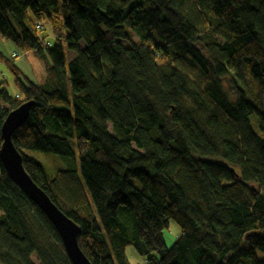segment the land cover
<instances>
[{
	"label": "trees",
	"instance_id": "1",
	"mask_svg": "<svg viewBox=\"0 0 264 264\" xmlns=\"http://www.w3.org/2000/svg\"><path fill=\"white\" fill-rule=\"evenodd\" d=\"M0 37L48 59L35 84L0 51V124L33 101L12 143L91 264H264V0H0ZM34 263L71 264L0 162V264Z\"/></svg>",
	"mask_w": 264,
	"mask_h": 264
},
{
	"label": "water",
	"instance_id": "2",
	"mask_svg": "<svg viewBox=\"0 0 264 264\" xmlns=\"http://www.w3.org/2000/svg\"><path fill=\"white\" fill-rule=\"evenodd\" d=\"M33 104L32 100L23 101L5 114V118L0 124V162L5 168L7 176L24 191L39 210L43 211L57 230L64 252L66 251L71 264H91L78 245L77 234L80 229L77 223L62 213L48 198L45 191L28 176L22 167V157L12 143L13 131L27 120L29 109Z\"/></svg>",
	"mask_w": 264,
	"mask_h": 264
},
{
	"label": "rangeland",
	"instance_id": "3",
	"mask_svg": "<svg viewBox=\"0 0 264 264\" xmlns=\"http://www.w3.org/2000/svg\"><path fill=\"white\" fill-rule=\"evenodd\" d=\"M61 1V0H59ZM41 26L43 27V29L41 31L42 34L46 36V38L52 42L53 38L51 36V31H50V27L48 26L46 20H44L41 24ZM4 42H11L9 40L4 39L3 37H0V50L3 51V46H4ZM63 51H64V57L66 59V62L68 61V48L66 47L65 44H63L62 46ZM14 50H16V48H14ZM20 53L18 50H16V52L13 53V55L15 56L16 54ZM18 58H20L21 60H28L29 63H24L22 65L21 71H22V75L25 76H32V73L36 76L35 78L37 79V77L39 78L41 72H43V68L44 65L45 67L48 65V59H46V56L44 54H39L38 52L34 51V52H24V54H19L17 56ZM17 57H14L13 60L15 62V64L17 63V61H15V59ZM33 61V63H32ZM4 72V78L6 79L5 81V86L6 89L8 91V93H10V95L14 96L15 92H16V87L15 84L12 82L13 76L11 74V72H9V70L5 67L4 63L2 64L0 62V80H2L3 78L1 77V73ZM66 87L67 90L69 91V82L67 81L66 83ZM251 126H253L254 131L260 135L263 136V134L258 130L257 126L255 125L253 116L251 117ZM24 152L27 155H30L31 157H34L35 159H37L38 161H40L42 167L44 168L45 174L47 177H51L57 170H61L64 168H72L75 167L77 170H79V165H78V155H76L75 153V157H71V158H66L62 155H56L53 154L51 152L46 153V152H42V151H35V150H24ZM264 232V229L262 230ZM179 232V227L178 225H176V223L170 219V221L167 224V227L164 228L162 230V237H163V241L165 246L169 247L171 246L172 242L174 241V239L177 237L176 235ZM125 255L127 260H129L130 264H140L142 263V259L141 257H139L136 252L134 251V249H132V247L126 246L125 247ZM236 264H249L248 259L247 260H240L239 262L237 261Z\"/></svg>",
	"mask_w": 264,
	"mask_h": 264
},
{
	"label": "crops",
	"instance_id": "4",
	"mask_svg": "<svg viewBox=\"0 0 264 264\" xmlns=\"http://www.w3.org/2000/svg\"><path fill=\"white\" fill-rule=\"evenodd\" d=\"M14 48H15V46H14V44H12V42H4L3 51H1V50L0 51L3 52V54H5V56L7 58H9L12 62H14V60H13L14 57H17L19 54H24V53H18L17 52L18 54H16L14 56L13 53L16 52V50H14ZM27 52H34V51H27ZM15 61H17V63L15 65L17 66V68L19 69V71H21V68L20 67H22V65L24 63H29L28 60H21L18 57L15 59ZM32 63H33V61H32ZM29 64H31V63H29ZM46 71L47 70H46V67L44 65L43 72H41V74L39 75L40 76L39 78L37 77V79H36L35 78L36 76L33 73H32V76L31 77H29V76H26V77H27V79L29 81H31V82H33L35 84L36 83H41V82H43L42 80H43V78L46 75ZM31 260H32V262H36V258H35L34 255L31 257Z\"/></svg>",
	"mask_w": 264,
	"mask_h": 264
},
{
	"label": "built area",
	"instance_id": "5",
	"mask_svg": "<svg viewBox=\"0 0 264 264\" xmlns=\"http://www.w3.org/2000/svg\"><path fill=\"white\" fill-rule=\"evenodd\" d=\"M35 28H36L37 30H39V31H41V30L43 29V27L41 26V23H39V22H36V24H35ZM3 76H4V72L1 73V77H2V78H4ZM140 264H144V262H142V263H140Z\"/></svg>",
	"mask_w": 264,
	"mask_h": 264
},
{
	"label": "bare ground",
	"instance_id": "6",
	"mask_svg": "<svg viewBox=\"0 0 264 264\" xmlns=\"http://www.w3.org/2000/svg\"><path fill=\"white\" fill-rule=\"evenodd\" d=\"M151 252H154V251H151ZM151 252H150V253H151ZM152 254H153V253H152ZM34 264H35V263H34Z\"/></svg>",
	"mask_w": 264,
	"mask_h": 264
}]
</instances>
